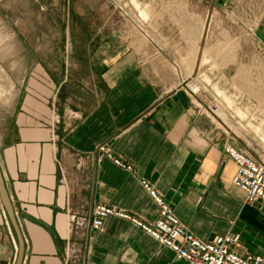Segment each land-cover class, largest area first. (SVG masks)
Here are the masks:
<instances>
[{
	"label": "crops",
	"instance_id": "1",
	"mask_svg": "<svg viewBox=\"0 0 264 264\" xmlns=\"http://www.w3.org/2000/svg\"><path fill=\"white\" fill-rule=\"evenodd\" d=\"M67 3L68 15L53 20L65 31L46 37L66 41L64 51L40 44L4 56L15 61L9 75L19 77L11 78L12 90L22 98L0 116V169L24 238L23 264H183L130 219L109 216L100 231L90 232L99 204L146 223L157 219L159 206L142 179L172 202L181 224L199 239L233 228L242 236L236 250L264 253V204L245 203L233 184L237 166L223 150L228 141L239 147V111L249 113L230 83L222 85L229 102L220 88L194 95L186 85L209 76L221 83L232 71L202 70L201 41L160 44L146 30L138 34L126 22L116 24L109 13L96 16L101 24L91 47L87 11L72 14ZM192 15L179 14L177 22L189 27ZM169 18L165 23L175 24ZM18 24L0 19L7 31L0 43L21 42ZM44 36L34 41L42 43ZM78 36L85 42L77 45ZM31 58V65L21 61ZM231 58L208 54L206 64ZM257 58L264 71V51ZM263 80L239 86L264 91ZM251 100L252 144L264 152V103ZM104 143L133 170L100 154ZM19 245L0 196V264H16Z\"/></svg>",
	"mask_w": 264,
	"mask_h": 264
},
{
	"label": "rangeland",
	"instance_id": "2",
	"mask_svg": "<svg viewBox=\"0 0 264 264\" xmlns=\"http://www.w3.org/2000/svg\"><path fill=\"white\" fill-rule=\"evenodd\" d=\"M70 1L72 14H77V11L80 10L82 12L87 11L89 15L88 26L91 47L97 45L96 30L101 24L95 20L96 16L106 13L116 15V24L126 22L138 34H144L146 30L154 38V41L160 44L179 41L180 39L186 40L191 45L201 41V54L206 58L203 57L204 62L202 64L204 65L201 69L217 73V71L228 68L232 71V78L224 76L222 80L220 79L221 83L218 79L210 76L203 77L202 80L190 79L188 81L189 87L195 90V86H199L198 94L203 93L204 90L209 93L220 88L221 93L218 91L217 93L228 101L226 96H230V94L222 85L230 83L236 86L238 93L234 95L237 97V102H243L239 106L242 105L244 111L249 113L245 116L239 111V120L242 124L240 130L242 139L239 147L246 149L254 158L264 162L263 150L252 144L251 125L247 120L250 119L249 102L255 98L261 104L264 103V91H251L250 87L249 91H244L239 86V84L250 85L252 81L261 82L264 79L260 77L261 72L264 71L261 69V62L257 58V53L264 51V0H178L170 3L160 2L159 0H145V2L144 0ZM1 2H3V6L0 4V19L20 23L17 25L16 30L19 32L21 42L19 44L10 41L0 43V67L10 80L11 78L13 80L19 78L18 76L12 77L9 75L15 61L4 56L11 52L17 50L19 52L33 51L40 44H42L43 49L54 47L57 50L64 51L66 41H54L46 37L49 34L65 31L64 25L53 24V20H57L56 22L59 23L63 16L68 15V0L65 3L63 1L55 3L54 0H1ZM192 7L199 9L191 11ZM181 8L189 9V11L183 12L180 10ZM167 9L177 11L167 13ZM203 9L207 10H205V16L201 14ZM190 12H193V15L190 16L194 21L192 25L187 27L177 22L179 14H189ZM169 17H172L175 24L165 23V20L170 19ZM1 27L2 25H0V41L4 40L7 35V31L4 32ZM38 35H46L44 36L45 39H42V43L34 41ZM144 41H147V39L144 38L142 42ZM74 42L78 45V43L85 42V40L78 36V39ZM208 54L219 57L229 54L232 55V58L206 64ZM242 55L245 56L241 57ZM21 61H24L23 63L28 62L31 65L34 59ZM5 83L7 82L4 76L0 74V116L5 115L8 103L20 102L22 98L18 88L8 94L3 91L7 86ZM222 102L224 103V101Z\"/></svg>",
	"mask_w": 264,
	"mask_h": 264
},
{
	"label": "built area",
	"instance_id": "3",
	"mask_svg": "<svg viewBox=\"0 0 264 264\" xmlns=\"http://www.w3.org/2000/svg\"><path fill=\"white\" fill-rule=\"evenodd\" d=\"M186 85L192 94H198L199 86L196 85L194 90L189 87L188 81ZM223 150L224 154L229 156L237 166L233 184L245 193V203L253 205L260 201L264 204V162L230 141L224 144ZM98 152L113 159L116 164L133 170L130 164H125L115 157L107 144H100ZM141 182L149 196L159 206L160 213L154 222L139 221L129 212L99 204L94 206L91 212L90 232L100 231L107 217L118 215L127 220L130 219L154 239L159 240L163 246L173 250L183 264H264V253L241 254L236 250L241 244L242 236L233 228L225 234L215 235L211 240L199 239L181 224L171 201L161 195L146 179H142Z\"/></svg>",
	"mask_w": 264,
	"mask_h": 264
},
{
	"label": "water",
	"instance_id": "4",
	"mask_svg": "<svg viewBox=\"0 0 264 264\" xmlns=\"http://www.w3.org/2000/svg\"><path fill=\"white\" fill-rule=\"evenodd\" d=\"M0 196H1L2 201L4 202L8 216H10L12 225H13V227L16 230L17 235H18V242L20 245H19V252H18V257H17L18 260H17L16 264H23L24 253H25L24 238H23L22 232L19 228V223H18L17 215H15L13 204L10 201L9 195L7 193V189L4 185V179H3V174L1 173V169H0Z\"/></svg>",
	"mask_w": 264,
	"mask_h": 264
},
{
	"label": "bare ground",
	"instance_id": "5",
	"mask_svg": "<svg viewBox=\"0 0 264 264\" xmlns=\"http://www.w3.org/2000/svg\"><path fill=\"white\" fill-rule=\"evenodd\" d=\"M2 35V34H1ZM8 39V38H7ZM12 39V38H11ZM10 39V40H11ZM4 42V41H3ZM6 42V41H5ZM204 59H206L204 57ZM207 61V60H206ZM0 74L1 76H4L5 80L7 83H5L7 86H5V88L3 89V91H6L7 94L12 91V88H13V82L5 75V72L2 71L1 67H0ZM233 94V93H232ZM233 107V106H232ZM254 120V119H253Z\"/></svg>",
	"mask_w": 264,
	"mask_h": 264
}]
</instances>
